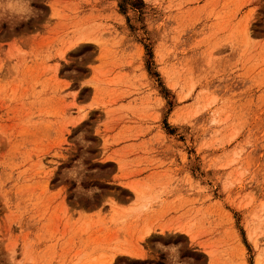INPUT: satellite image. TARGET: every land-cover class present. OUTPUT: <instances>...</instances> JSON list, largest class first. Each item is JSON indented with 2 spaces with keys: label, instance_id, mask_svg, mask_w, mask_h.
Segmentation results:
<instances>
[{
  "label": "rangeland",
  "instance_id": "374dc122",
  "mask_svg": "<svg viewBox=\"0 0 264 264\" xmlns=\"http://www.w3.org/2000/svg\"><path fill=\"white\" fill-rule=\"evenodd\" d=\"M0 264H264V0H0Z\"/></svg>",
  "mask_w": 264,
  "mask_h": 264
}]
</instances>
